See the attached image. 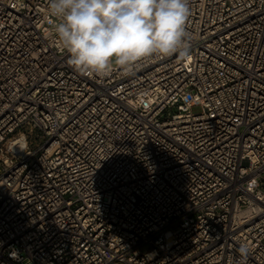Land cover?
I'll list each match as a JSON object with an SVG mask.
<instances>
[{
	"label": "built area",
	"instance_id": "1",
	"mask_svg": "<svg viewBox=\"0 0 264 264\" xmlns=\"http://www.w3.org/2000/svg\"><path fill=\"white\" fill-rule=\"evenodd\" d=\"M47 6L0 0V264H264V0H190V59L104 77Z\"/></svg>",
	"mask_w": 264,
	"mask_h": 264
},
{
	"label": "clouds",
	"instance_id": "2",
	"mask_svg": "<svg viewBox=\"0 0 264 264\" xmlns=\"http://www.w3.org/2000/svg\"><path fill=\"white\" fill-rule=\"evenodd\" d=\"M47 13L57 21L58 47L81 75L104 77L115 67L131 75L143 60L191 57L190 0H48ZM237 251L238 264H247L250 245Z\"/></svg>",
	"mask_w": 264,
	"mask_h": 264
},
{
	"label": "rangeland",
	"instance_id": "3",
	"mask_svg": "<svg viewBox=\"0 0 264 264\" xmlns=\"http://www.w3.org/2000/svg\"><path fill=\"white\" fill-rule=\"evenodd\" d=\"M199 111H201V107L200 106H194L192 108V112L193 113H198ZM174 112H176V110L174 109Z\"/></svg>",
	"mask_w": 264,
	"mask_h": 264
}]
</instances>
